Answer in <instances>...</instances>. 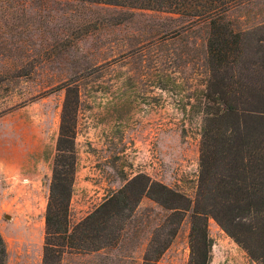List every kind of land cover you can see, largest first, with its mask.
Wrapping results in <instances>:
<instances>
[{"label":"rangeland","instance_id":"374dc122","mask_svg":"<svg viewBox=\"0 0 264 264\" xmlns=\"http://www.w3.org/2000/svg\"><path fill=\"white\" fill-rule=\"evenodd\" d=\"M0 2L6 5L0 13V23L6 22L0 29L4 264L41 262L43 213L67 86L76 89L77 97L70 225L98 202L85 198L84 186L76 187L84 200L72 198L76 179L92 177L95 170L105 195L143 173L194 200L208 111L221 112V97L239 90L243 98L236 108H248L253 87L264 83V0H249L227 11L233 32L240 35L241 52H230L238 58L229 62V56L223 64L208 54L205 21L183 28L167 13L84 6L72 0ZM81 202L88 203L77 214L75 205ZM162 213L143 197L131 217H144L141 230L129 226L113 248L64 253L61 264H139L146 238ZM188 230L185 215L155 264H187ZM207 231L208 264H261L213 216L207 218Z\"/></svg>","mask_w":264,"mask_h":264},{"label":"trees","instance_id":"16d2710c","mask_svg":"<svg viewBox=\"0 0 264 264\" xmlns=\"http://www.w3.org/2000/svg\"><path fill=\"white\" fill-rule=\"evenodd\" d=\"M89 5H109L131 10L167 13L175 25L191 28L205 21L208 54L223 64L241 52L240 35L233 32L226 13L249 0H72ZM6 5L0 2V13ZM1 24L6 27L5 20ZM235 56H233L232 54ZM235 57V58H234ZM224 65V67H226ZM213 74L217 70L213 67ZM224 85V81H221ZM253 87L248 108H236L242 93L222 96L221 112L208 111L210 123L199 141L200 175L194 200L138 173L72 225L69 200L73 173V126L76 89L66 87L60 113L56 156L43 213L44 236L40 264H61L64 253L81 255L117 246L131 231L145 226L134 218L143 197L163 213L150 231L139 264H155L175 236L185 215L189 218L187 264H208L211 238L207 218L243 245L249 256L264 264V83ZM65 143V145H63ZM6 260L0 235V264Z\"/></svg>","mask_w":264,"mask_h":264},{"label":"crops","instance_id":"0c3cea01","mask_svg":"<svg viewBox=\"0 0 264 264\" xmlns=\"http://www.w3.org/2000/svg\"><path fill=\"white\" fill-rule=\"evenodd\" d=\"M85 170H88L86 167L85 168H82L81 169V171H85ZM90 176H92V177H88V178H78V179H76V183H74L73 184V187L75 188V195L74 194H72V198H73V196L75 197V198H77V199H83V195H81V192H80V194H79V191L81 190V189H77L76 187L77 186H79L80 188L81 187H86L87 188V190H85V192L87 191L88 193H86L85 194V198H88V197H90L89 198V200L90 201H95V200H98V202L97 203H95L94 204V206L92 207V208H90V210H88L87 212H85V213H83V209H85L86 208V204L88 203V202H86V204H82V202H81V204L80 203H77L75 206H76V210H77V214H79V213H83V215L82 216H84V215H86L87 213H89V211H91L96 205H98L105 197H107L109 194H111V193H109L108 195H105V194H102L101 193V191H102V189H101V186H103V184L104 183H102V182H99V183H97V180H96V178H98V171H93V172H91V174H90ZM92 187V189H90ZM103 196V198L101 199L100 198V196ZM72 198H71V201H72ZM84 200V199H83ZM71 206V205H70ZM78 220V219H77Z\"/></svg>","mask_w":264,"mask_h":264}]
</instances>
